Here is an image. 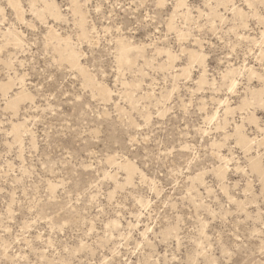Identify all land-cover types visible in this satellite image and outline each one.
Segmentation results:
<instances>
[{"label": "rangeland", "instance_id": "1", "mask_svg": "<svg viewBox=\"0 0 264 264\" xmlns=\"http://www.w3.org/2000/svg\"><path fill=\"white\" fill-rule=\"evenodd\" d=\"M262 16L0 0V264H264Z\"/></svg>", "mask_w": 264, "mask_h": 264}, {"label": "snow or ice", "instance_id": "2", "mask_svg": "<svg viewBox=\"0 0 264 264\" xmlns=\"http://www.w3.org/2000/svg\"><path fill=\"white\" fill-rule=\"evenodd\" d=\"M154 2H155L156 8H158V9H164V8L168 7V0H154ZM116 6L120 7L119 4H117ZM140 6L143 7L144 5L141 4ZM181 6L187 7V4H182ZM248 7L251 8V7H253V5L251 3H249ZM97 11H99V9H97ZM261 19L264 20V16H262ZM144 20L151 21L152 17L145 15ZM117 31H119V29H117ZM157 31H159V28H157ZM77 98L79 99V97H77ZM205 134H207V133H205ZM259 134L261 135L262 139H264V122H261ZM149 231H150V229H149Z\"/></svg>", "mask_w": 264, "mask_h": 264}]
</instances>
